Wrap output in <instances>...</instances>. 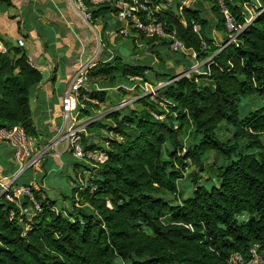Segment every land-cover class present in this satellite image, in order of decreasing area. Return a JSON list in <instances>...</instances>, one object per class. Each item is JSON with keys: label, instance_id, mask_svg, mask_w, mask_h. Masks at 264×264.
Masks as SVG:
<instances>
[{"label": "trees", "instance_id": "trees-1", "mask_svg": "<svg viewBox=\"0 0 264 264\" xmlns=\"http://www.w3.org/2000/svg\"><path fill=\"white\" fill-rule=\"evenodd\" d=\"M183 1L173 0L155 16L177 31L197 60H208L203 73L178 77L176 67L190 71L192 60H178L166 40L147 38L156 65L117 56L92 69L89 81L101 78L102 90L88 94L100 103L110 88L127 94L131 78L173 82L157 91V103L143 97L144 108L125 107L108 115L111 124L91 125L122 140L109 139L106 147L83 139L87 150L105 157L95 166L76 161L75 170L83 168L89 177L86 185L73 187L70 206L57 210L56 201L34 190L42 211L30 220L0 197V264H242L232 261L237 254L247 264L254 247L264 264V0H257L253 22L230 44L213 0H200L212 4V19ZM149 4L157 9L168 2ZM226 4L246 24L247 8L256 0ZM89 8L94 19H112L108 14L116 12L112 5ZM42 80L22 48L0 56V130L20 125L28 136H39L31 99ZM94 107H80L81 116H92ZM212 155L221 165H210ZM207 172L211 176L202 183L200 175Z\"/></svg>", "mask_w": 264, "mask_h": 264}, {"label": "crops", "instance_id": "crops-1", "mask_svg": "<svg viewBox=\"0 0 264 264\" xmlns=\"http://www.w3.org/2000/svg\"><path fill=\"white\" fill-rule=\"evenodd\" d=\"M167 2L168 4H160L157 10L160 11L174 4L173 0H167ZM194 2L188 6L203 10L209 18H213L211 3L200 0ZM183 5L187 6L184 1ZM0 11V39L8 44L10 49L20 48L18 41L24 40L25 46L22 49L27 54L30 63L43 76L42 82L34 88L31 99L33 120L39 134L35 138L36 150L41 152L48 144L57 140L66 128L63 97L80 64L94 57L96 65L106 64L114 57L121 56L112 49L117 44V40L121 38L120 35L114 33L124 25L112 14L115 20L104 18L102 23H99L97 18L91 28L85 23L84 13L77 0H9V4L0 5ZM104 15L102 17H105ZM105 22L108 24L106 29H104ZM219 34L215 32L214 35L221 41ZM99 35H102L104 39V45L101 48L98 46ZM131 37L135 43L143 45L144 41L139 38L138 33H132ZM154 50L158 49L154 48ZM148 52H151L149 46ZM88 88L90 91L102 90L100 85L88 84ZM104 105L105 103H101L100 106L91 108L92 116L100 113L99 117L102 118L101 110L104 107L101 106ZM87 117L89 116H80V119L83 121ZM93 134L87 132L91 145L99 143L98 140L91 138ZM68 154L74 158L71 151L67 150L66 143L61 142L56 151L42 157L40 162L29 168L23 176L29 171L41 172V164L48 159L54 160L62 168L72 167L75 170L73 162L67 164L70 158L64 159V156ZM74 160L76 161L75 158ZM17 171L18 167L12 149L6 143L0 142V181L5 177H11ZM77 172L80 183H84L89 176L88 173L81 172L79 169ZM26 180L28 181L26 184H35L38 191L42 190L43 197L48 196L45 184L38 180L28 178Z\"/></svg>", "mask_w": 264, "mask_h": 264}, {"label": "built area", "instance_id": "built-area-1", "mask_svg": "<svg viewBox=\"0 0 264 264\" xmlns=\"http://www.w3.org/2000/svg\"><path fill=\"white\" fill-rule=\"evenodd\" d=\"M219 7L221 14L223 15L226 23L227 31L230 33L231 39L227 44L236 42L237 36L250 25L254 18L250 17L246 19V24H240L232 15L226 0H213ZM77 3L84 13L83 19L91 28L94 26V15L90 10L89 5L103 6L112 5L116 12L113 13L116 19L123 23V27L118 31H115V35L124 37H131L132 30L135 29L136 33L143 35L147 39L166 40L169 42L170 50L175 54L188 53V50L184 42L178 37L176 30H167L163 22L159 21L155 16L157 9H152L149 0H77ZM264 9L262 10V12ZM1 12V11H0ZM197 30V27H196ZM103 36H98V46L101 48L103 43ZM25 46L24 40L18 41V47ZM192 53V52H191ZM10 54V47L2 39H0V56ZM196 56L195 53H192ZM99 55V52H97ZM95 57L85 63H81L78 71L73 77L69 87L66 89L63 97V113L66 121V128L60 137L48 144L41 152L36 150V139L27 135L24 129L20 126H14L10 129L0 130V142L6 143L13 151L14 159L16 161L18 171L11 177H5L0 181V197L4 196L5 199L17 206L20 210V217H27L28 219L35 218L41 213L42 208L37 202L34 196V190L36 185L18 183L26 171L33 165H37L41 158L45 155H51L53 151H56L57 146L61 142H65L67 150L71 151L74 158L83 164L96 165L100 163L105 154L98 149L87 150L84 146L83 139L87 136V127L100 120L99 115L89 116L85 120H81V109H85L88 104L93 106H100V102L97 99H91L89 96L90 89L88 88L89 72L96 67ZM134 79H130L133 81ZM139 80V79H137ZM171 82V81H170ZM170 82H160L155 87L150 86L153 89L155 96L152 97L157 103V91L163 87H166ZM85 91L86 94L82 95ZM127 103L119 104L116 109L110 112L121 110L125 108ZM109 139L122 140L113 132H109L104 145L109 146ZM29 202L28 206L24 205V201ZM34 210V215H30V211ZM16 217L15 212L10 213V218L13 220ZM252 259L247 264H261V256L257 253V247L252 249ZM232 261L245 263L241 255H233Z\"/></svg>", "mask_w": 264, "mask_h": 264}, {"label": "rangeland", "instance_id": "rangeland-1", "mask_svg": "<svg viewBox=\"0 0 264 264\" xmlns=\"http://www.w3.org/2000/svg\"><path fill=\"white\" fill-rule=\"evenodd\" d=\"M194 1L195 0H185L184 3L185 5L188 6V5H192L193 3H195ZM254 6L255 7L248 6L249 8H247V11L249 15L247 16V18H250V17L255 18L256 13H258V9L260 8V2L256 0V4ZM108 16H112V13H109ZM103 20L104 18L102 16L98 17L99 23H102ZM120 37L121 38L117 40V44L112 50L121 54L125 62L135 63V64H138L139 62L141 63L153 62L154 65L157 64L156 57H153V53L148 52V42H147V39L143 37V35L139 34V38L144 41L143 45L139 43H135L132 37H124V36H120ZM219 37H221L222 39L223 38L222 34H219ZM178 55H180V56L176 55L178 60H182V58H186V59H191L193 62V66L191 67L190 71H185L183 65L176 67L175 72L176 74H178V77L182 75H189L193 72L196 74L203 73V70H202V68L204 67L203 65H205L208 60H206V62L203 63L202 61L197 60L196 56H194L191 52L181 53ZM167 66L173 67V63L169 62ZM96 78L94 79L93 77L90 78L91 82L89 81L88 84H90L91 86L92 85L99 86L103 82V80L101 78H97V79ZM133 81H134L132 82L133 85H128V87L125 88L127 91V94L124 92H121L120 88L108 90V95H107V100L105 102V105L101 106L104 108H102L101 110L103 114L100 120L102 119V121L108 122V124H111L112 120L108 119V115L111 113L110 111H112L113 109H116L117 106L115 105H119L124 102L127 103L126 107L130 109L144 108L142 103L139 102V100L143 97H146L148 100L150 98V101H153L154 103H156V101L152 99V97L155 96L153 93V89L155 90V88L152 89L150 87L151 85L155 87L157 85L155 84L156 81H151L150 83H147V84L140 82V80H133ZM171 82H173V80H171ZM203 83L205 85L207 81H203ZM162 105L164 106V104ZM121 109H123V107ZM98 115H100V113H98ZM87 132L94 133L93 137L91 138H93V140H98L99 141L98 144L100 146H104V138H106L109 133L107 129L91 128V126H89L87 127ZM84 138L90 139L89 136H84ZM263 141H264V137H263ZM67 158H70L67 164H71L72 162H73L72 164H75L77 161V160L75 161L74 158H72L70 154L64 156V159H67ZM213 164L221 165V158L219 157L217 158V156L215 157L212 155L211 160H210V165H213ZM78 169L81 172L83 170V168H78ZM40 171L41 172H31V171L27 172V174L21 178V183L25 182L26 184L28 182L26 180L27 178L29 180L30 179L38 180L40 183L42 182V184H45V188L48 194L47 197H49L53 201H56L57 210H60L62 206H65V207L70 206L71 201L69 200V197L73 195V187L76 184H79L81 182L77 170H74L72 167L62 168L58 165L57 162H54V160L48 159L46 162L41 164ZM193 171L194 169L190 168L186 172L187 179L183 182H180L183 186L185 185V183L187 182V180L189 179ZM210 176H211V172L203 173L200 175V181L204 183V181L207 180ZM87 181L88 180H84V183H82L81 185H86ZM65 197H68L66 202L64 201ZM30 215H34V210L30 211Z\"/></svg>", "mask_w": 264, "mask_h": 264}, {"label": "water", "instance_id": "water-1", "mask_svg": "<svg viewBox=\"0 0 264 264\" xmlns=\"http://www.w3.org/2000/svg\"><path fill=\"white\" fill-rule=\"evenodd\" d=\"M182 76H185V75H182Z\"/></svg>", "mask_w": 264, "mask_h": 264}]
</instances>
